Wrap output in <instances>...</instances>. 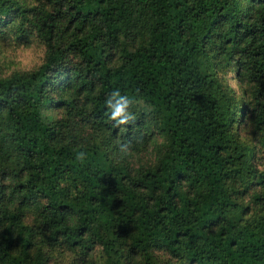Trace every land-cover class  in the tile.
I'll return each instance as SVG.
<instances>
[{"label": "trees", "instance_id": "16d2710c", "mask_svg": "<svg viewBox=\"0 0 264 264\" xmlns=\"http://www.w3.org/2000/svg\"><path fill=\"white\" fill-rule=\"evenodd\" d=\"M33 44L0 79V264H264V0H0V47Z\"/></svg>", "mask_w": 264, "mask_h": 264}, {"label": "clouds", "instance_id": "9594fccd", "mask_svg": "<svg viewBox=\"0 0 264 264\" xmlns=\"http://www.w3.org/2000/svg\"><path fill=\"white\" fill-rule=\"evenodd\" d=\"M46 57L47 47L45 45H41L39 48L35 44L29 47L21 45L14 54L11 49H4L3 54L0 55V64L8 66L0 72V79H10L15 73H33L44 66ZM232 87H236L235 81H233ZM113 100L117 101L115 105L112 103ZM106 103L111 110L110 119L112 121L118 122L119 125H125L134 119L128 111L127 98L121 96L119 91L113 92ZM78 159L81 157L78 156Z\"/></svg>", "mask_w": 264, "mask_h": 264}, {"label": "rangeland", "instance_id": "374dc122", "mask_svg": "<svg viewBox=\"0 0 264 264\" xmlns=\"http://www.w3.org/2000/svg\"><path fill=\"white\" fill-rule=\"evenodd\" d=\"M38 48V47H37ZM4 49H11L12 50V52H13V54L15 53V51H16V49H18V48H13V47H0V55H2L3 54V50ZM8 65H5V64H0V67H1V71H3V69L5 68V67H7ZM231 76V75H230ZM229 82L232 84L233 82L231 81V80H229ZM260 155V162H261V165H262V167H264V153H260L259 154Z\"/></svg>", "mask_w": 264, "mask_h": 264}]
</instances>
